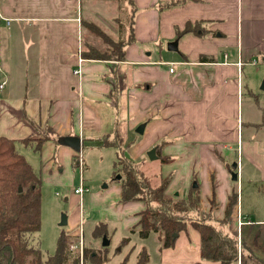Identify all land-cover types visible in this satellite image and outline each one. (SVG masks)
<instances>
[{
  "label": "crops",
  "instance_id": "1",
  "mask_svg": "<svg viewBox=\"0 0 264 264\" xmlns=\"http://www.w3.org/2000/svg\"><path fill=\"white\" fill-rule=\"evenodd\" d=\"M96 2L0 0V86L5 84L0 88V137L15 140L34 171L52 185L67 187L79 174L80 186L88 189L82 197L77 187L73 190L81 209L89 193L87 165L84 157L81 172L80 151L66 143L68 138L80 139L83 155L85 148L106 153L115 172L119 157L140 165L156 149L157 158L149 159L166 170L162 179L170 178L165 198L187 199L199 182L197 217L219 225L237 190L239 203L224 230L241 237L242 226L253 219L241 210L240 186L232 178L237 173L239 181L240 171L229 160L245 148L246 157L256 160L255 147L247 142L257 139L264 124L252 117L254 107H261L264 0H130L127 21L116 22L120 40H114L125 43L124 61L95 59V49L85 41V13ZM187 25L199 33L178 36ZM173 42L177 51H169ZM245 98L255 102L246 122ZM245 126L252 130L246 142ZM30 136L46 138L40 151L22 143ZM106 139L119 140V146H104ZM119 190L116 208L128 210L125 228L139 234L138 214L147 204L122 202L121 184ZM154 235L156 257L146 249L147 264H220L202 259L201 235L192 226L171 248L162 249Z\"/></svg>",
  "mask_w": 264,
  "mask_h": 264
},
{
  "label": "trees",
  "instance_id": "2",
  "mask_svg": "<svg viewBox=\"0 0 264 264\" xmlns=\"http://www.w3.org/2000/svg\"><path fill=\"white\" fill-rule=\"evenodd\" d=\"M84 26L97 32L98 36H108L94 23L85 22ZM189 32L199 33L195 27L187 25L178 36ZM124 46V42H117L112 45V51L104 55L91 51L97 57L95 59L124 61ZM45 141L46 138L30 136L23 139L22 143L35 145V149L40 151ZM103 145H116V141L110 143L106 139ZM137 167L135 162L126 157H119L115 163V168L125 173L119 182L122 188L121 201H143L147 204L146 209L138 214L137 228L143 239L154 233L159 236L162 249L171 248L179 235L192 226L201 235L202 259L220 264H264V224L250 221L249 225L242 226L239 238L224 230L239 203L237 190L230 198L225 219L215 225L211 219L191 218L192 214L198 216L200 212L198 198L195 200L192 195L187 201L165 198L168 181L164 180L153 187L151 180ZM214 209L215 203L212 201ZM41 217V178L18 151L17 142L0 137V264H81L82 260L83 264H102L99 263L98 255L88 250H84L82 259L72 249L74 245L69 241L72 238L66 233H62L56 253L44 259L41 251L31 246L29 241L31 235L40 232ZM124 243H129V239H125ZM148 262L149 255L143 249L137 264Z\"/></svg>",
  "mask_w": 264,
  "mask_h": 264
},
{
  "label": "rangeland",
  "instance_id": "3",
  "mask_svg": "<svg viewBox=\"0 0 264 264\" xmlns=\"http://www.w3.org/2000/svg\"><path fill=\"white\" fill-rule=\"evenodd\" d=\"M95 1L97 2L93 3L94 5L90 8L87 7L85 20L87 22L92 21L112 38L107 35V38H103L98 36L97 32L94 30L89 29L90 31L87 32L85 41L91 44L89 46H91V49L94 48L96 50H94L95 53L104 55L106 52L112 51V45L115 44L114 40H120L117 34L118 26L116 22L119 25L121 24L119 22L127 21L126 14L129 11L130 0ZM125 9L127 11H125ZM94 14H100L101 17H104V20L101 21L99 18L94 17ZM114 19H117V21ZM263 84L264 77L261 76L259 82L260 101H257L260 103L261 107H254V112L252 110V117L258 121V123L264 121V92L261 90ZM254 103L255 102H249L247 98L243 101V116L245 122L248 121L251 105ZM262 125L259 127V130H261L256 136L257 139L247 142L250 146L255 147L254 158H256V160L252 161V159L249 160L246 157V148L244 149V153H241L240 157L229 160L230 163L234 161L236 163V171L238 172V167L240 171V179L234 183H239L240 186L242 196L240 205L241 210L243 209L245 214L250 216L255 222L264 220V181H262L264 180V126ZM250 131L252 132L250 128L248 129V127L245 126V142L248 141L246 136L250 134ZM118 143L119 140H116V145H118ZM101 156H103V160H101ZM84 157L87 165L84 178L86 180V186L89 188V193L84 196L82 209L80 207L81 198L75 195L73 191L76 187H80L79 174L74 184L67 187H58L52 185L49 180L43 178L40 172L37 173L42 181L41 230L39 233L29 237L31 246L40 250L43 258L47 259L49 256L56 253L59 239L62 233H66L71 235L72 241H69L74 245L72 249L77 254H80L82 259L84 250H88L89 252L97 254L99 263L102 264H137L143 248L152 251L156 257V248L158 244L155 241L154 233L151 234L148 239H143L139 234L127 231L124 218L127 217L128 210L126 208L122 213L120 209L117 210L116 208L118 205L116 199H118L120 193V184L118 182L124 178L125 173L120 169L117 172L114 171V163L111 158L109 160L106 153H101L91 148H85ZM139 164L137 168L145 177L151 180L153 187L158 186L164 180L168 181L169 185V177L162 179V173L166 172V170L162 168V164L157 161H151L148 155L140 160ZM118 175L120 176V180H117ZM180 184L181 181L179 180L175 183L176 186ZM195 184L199 187V182L197 183L195 181L193 187H195ZM198 187H195L190 195H192L195 200L197 198L199 199L200 206V191ZM98 194L103 195L102 197L99 196L96 199H91L92 195ZM189 197L187 199L174 197L169 200L187 201ZM64 217L67 218L68 224L66 226H61L60 224ZM196 217L197 214H192L191 216L192 219H196ZM230 221L231 220H229V222ZM213 223L218 225L214 221ZM239 223L238 218V225ZM225 229H227L229 233L232 231L228 230V228ZM105 237L107 238L106 241L109 242L107 245H104V243H107ZM126 238L129 239V244L124 243ZM81 264H83V260ZM90 264L95 263L90 262Z\"/></svg>",
  "mask_w": 264,
  "mask_h": 264
},
{
  "label": "water",
  "instance_id": "4",
  "mask_svg": "<svg viewBox=\"0 0 264 264\" xmlns=\"http://www.w3.org/2000/svg\"><path fill=\"white\" fill-rule=\"evenodd\" d=\"M177 50H178V49H177V42H173V43H170V44H169V51H177ZM262 89H264V84H263ZM143 129H144V127L141 126V127L139 128L138 131H139L140 133H143ZM66 143H67L70 147H72L74 150H76L77 152L81 151V141H80L79 138H68V139L66 140ZM148 156H149V158H150L151 160L156 159V158H157V155H156V149L151 150V151L148 153ZM117 178L120 179V176H118ZM232 178H233L234 181H237V180H238V175H237V173H232ZM194 186L197 187V184H195ZM67 224H68V222H67V218L64 217V218L62 219V222H61L60 225H61V226H66ZM176 237H177V236H176ZM106 240H107V238L105 237V241H106ZM106 242H107V243H104V245L109 244L108 241H106Z\"/></svg>",
  "mask_w": 264,
  "mask_h": 264
},
{
  "label": "built area",
  "instance_id": "5",
  "mask_svg": "<svg viewBox=\"0 0 264 264\" xmlns=\"http://www.w3.org/2000/svg\"><path fill=\"white\" fill-rule=\"evenodd\" d=\"M1 68H2V61H1V59H0V70H1ZM79 72H80V71H77L76 73H79ZM4 85H5V84H2V85L0 86V88H3ZM84 165H85V162H84V155H83L82 152L80 151V152L78 153V167H79V169L81 170V172H82V170H83ZM85 192H88V189H85L83 186H80L79 188H77V189L75 190V193L78 194V195H80L81 197L84 195ZM240 225H241V223H240Z\"/></svg>",
  "mask_w": 264,
  "mask_h": 264
}]
</instances>
